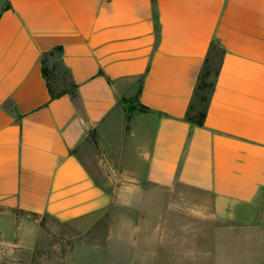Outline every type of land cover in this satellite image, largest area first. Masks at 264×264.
<instances>
[{
  "label": "crops",
  "instance_id": "1",
  "mask_svg": "<svg viewBox=\"0 0 264 264\" xmlns=\"http://www.w3.org/2000/svg\"><path fill=\"white\" fill-rule=\"evenodd\" d=\"M55 50L75 102L49 96L40 61ZM199 81L211 86L196 126L186 116ZM98 174L164 200L145 264H254L264 0H0V238L30 252L32 215L74 223L110 211Z\"/></svg>",
  "mask_w": 264,
  "mask_h": 264
},
{
  "label": "rangeland",
  "instance_id": "2",
  "mask_svg": "<svg viewBox=\"0 0 264 264\" xmlns=\"http://www.w3.org/2000/svg\"><path fill=\"white\" fill-rule=\"evenodd\" d=\"M50 62L47 61L49 67ZM54 62L57 64V69L53 77L49 78L51 88L55 93L69 90L63 69L57 60ZM114 135L116 134L113 133L110 137ZM107 144L111 146V157L117 164L116 151L119 146L113 145L110 140ZM123 149L127 155L128 150ZM90 169L94 170L92 167ZM96 178L113 196L110 211L84 222L74 223H59L48 216L32 215L31 218L39 223L35 247L30 252L24 251L0 238V264H145L148 262L151 251V230L157 222L158 209L164 200L146 194L154 190L144 184H124L118 183L119 181L110 184L106 183L99 174ZM119 189H124V194L129 196L125 198L124 195L122 200L118 199ZM256 250L259 254L257 253L253 258L254 264H264V245Z\"/></svg>",
  "mask_w": 264,
  "mask_h": 264
},
{
  "label": "trees",
  "instance_id": "3",
  "mask_svg": "<svg viewBox=\"0 0 264 264\" xmlns=\"http://www.w3.org/2000/svg\"><path fill=\"white\" fill-rule=\"evenodd\" d=\"M155 1V0H153ZM59 53L58 50H55L49 54H46L44 56H42L41 58V71H42V76L45 78L46 80V86L48 89V93L51 99H55V98H59L60 96H63L65 94L70 95V97H72V99L74 100V102L76 101V86L70 81L68 73L66 72V70L64 68V74L66 76V81H67V86L69 87V90H63L59 93H55L53 91V89L51 88L50 85V80L49 78L53 77L56 69H57V64L55 62H53L51 64V66L49 67L47 64V61L51 58L54 59V56H56V58L59 59V57H57V54ZM60 61V59H59ZM210 84L205 83V82H201L199 81L198 86L196 88V92H195V98L197 99V106L194 107L192 105V107H190L186 119L188 122H190L191 124H194L196 126H201L204 122V118H205V103L207 101V97L205 95V92L208 88H210ZM140 111H144L145 109L143 107L139 108Z\"/></svg>",
  "mask_w": 264,
  "mask_h": 264
}]
</instances>
